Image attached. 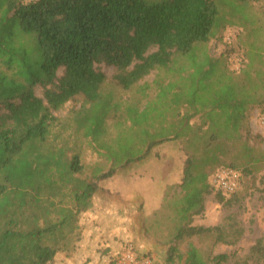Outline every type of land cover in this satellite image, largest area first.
Returning <instances> with one entry per match:
<instances>
[{"label":"trees","instance_id":"1","mask_svg":"<svg viewBox=\"0 0 264 264\" xmlns=\"http://www.w3.org/2000/svg\"><path fill=\"white\" fill-rule=\"evenodd\" d=\"M220 1L0 0V264H55L60 256L78 257L80 214L89 207L97 181L114 175L123 161L87 173L78 155L63 162L46 154L74 149L63 136L71 123L52 111L78 95L97 100L105 82L96 67L100 63L114 66L113 78L123 89L153 70H187L190 89L174 93L171 123L138 135L151 147L168 139L163 138L167 132L171 139L182 138L187 151L180 183L166 188L160 208L144 226L147 234L168 243L166 264H204L192 246L180 250L175 243L204 232L222 241L219 226L194 225L193 220L204 211L213 187L210 171L232 145L240 146L242 159H250L247 110L258 104L240 89L208 81L222 60L205 47L226 26L220 21ZM199 78L205 80L203 88ZM155 81L158 90L164 87L162 79ZM180 104L187 111L179 112ZM195 117L197 124L191 122ZM222 166L236 169L233 161ZM216 194L223 203L224 194ZM164 222L169 226L162 236ZM83 256L78 260L85 262ZM250 256L264 264L263 237L250 247ZM229 260L227 253H218L211 264Z\"/></svg>","mask_w":264,"mask_h":264},{"label":"rangeland","instance_id":"2","mask_svg":"<svg viewBox=\"0 0 264 264\" xmlns=\"http://www.w3.org/2000/svg\"><path fill=\"white\" fill-rule=\"evenodd\" d=\"M219 3L220 21L222 24L226 23V26L219 29L205 47L212 56L220 57L223 61L220 60V67L209 76L208 81L220 88L229 85L237 92L240 89L242 95L258 103L247 110L250 134L246 141L251 157L242 159L240 146L235 145L236 143L232 145L230 153L221 158L222 164L210 171L208 181L210 183L211 176L218 167L233 161L241 175L240 187L235 193L224 195L223 203L219 202L217 190L212 187L211 192L205 196L204 211L194 217V225L219 226L222 241H215L214 232H204L177 241L175 245L180 250L192 246L204 264H211L212 257L218 253H227L230 256L229 264L242 263L244 260L248 264H261L250 256V247L257 239L264 238V130L256 124L257 116L264 112V0L246 3L240 0H222ZM235 56L243 60L242 68L238 71L231 69V60ZM96 67L105 74L100 97L87 102L83 96L78 95L58 110L52 111L62 121L71 123L72 127L63 136L68 138L67 145L69 143L74 149L49 151L46 158L53 155L64 162L67 158L78 155L87 173L96 166L107 170L113 160H118V163L123 161L122 165L115 166L116 172L112 176L135 174L142 175L141 178H152L156 171L164 168L169 170L165 173L171 175V180L178 181L174 183H180L181 164L187 156L183 139H171L165 132L163 138L168 139L149 147L150 140L146 139V145H142L138 135L143 137L147 130L153 133L159 130L158 126L160 128L171 123L174 93L182 94L190 89L185 79L187 70L180 67L169 73L153 70L128 89H123L113 78L114 66L100 63ZM156 79L158 84L162 83L161 79L164 81V87L160 86V90ZM204 81L198 79L200 88H203ZM35 92L42 96L40 87ZM178 106L179 112L187 111L185 105ZM191 122L197 124L199 119L195 117ZM89 130L90 135L85 136L84 133ZM128 158L133 160L125 162ZM244 168L248 169L247 172ZM138 217L141 222L140 213ZM163 226L161 234L165 236L168 222H164ZM141 231V241H144L145 246L142 253L151 257V264H166L168 243L147 234L144 224ZM95 253L96 261L91 263L90 258L89 262L104 264L115 251L103 254L97 250Z\"/></svg>","mask_w":264,"mask_h":264},{"label":"crops","instance_id":"3","mask_svg":"<svg viewBox=\"0 0 264 264\" xmlns=\"http://www.w3.org/2000/svg\"><path fill=\"white\" fill-rule=\"evenodd\" d=\"M167 171L169 170L164 168L156 171L153 179L124 174L97 181L89 207L80 214L83 232L77 256L84 254L82 258L86 261H79L78 257L63 259L60 256L55 264L92 263L96 261L97 250L103 254L110 250L116 253L128 240L139 243L144 250V241H141L143 222L160 208L167 186L174 185L177 181L171 180V175L165 173ZM138 213L142 215L141 222L138 221ZM90 258L92 261L89 262ZM107 262L108 260L104 264Z\"/></svg>","mask_w":264,"mask_h":264},{"label":"built area","instance_id":"4","mask_svg":"<svg viewBox=\"0 0 264 264\" xmlns=\"http://www.w3.org/2000/svg\"><path fill=\"white\" fill-rule=\"evenodd\" d=\"M22 3H28L35 0H19ZM242 58L235 56L231 60V69L238 71L242 68ZM257 126L264 130V112L257 116ZM240 172L229 166H220L212 174L210 183L224 195L235 193L240 187ZM141 246L133 241H126L120 251L109 257L106 264H151V257L140 251Z\"/></svg>","mask_w":264,"mask_h":264}]
</instances>
